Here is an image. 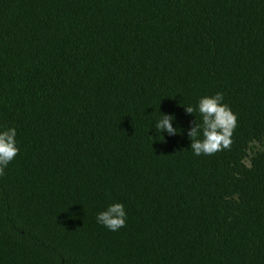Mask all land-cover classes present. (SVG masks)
I'll use <instances>...</instances> for the list:
<instances>
[{"label":"trees","instance_id":"1","mask_svg":"<svg viewBox=\"0 0 264 264\" xmlns=\"http://www.w3.org/2000/svg\"><path fill=\"white\" fill-rule=\"evenodd\" d=\"M218 92L232 144L196 156L185 106ZM12 127L0 264H264V0H0Z\"/></svg>","mask_w":264,"mask_h":264},{"label":"clouds","instance_id":"2","mask_svg":"<svg viewBox=\"0 0 264 264\" xmlns=\"http://www.w3.org/2000/svg\"><path fill=\"white\" fill-rule=\"evenodd\" d=\"M224 95L220 92L214 96L201 97L197 106H185L188 114L199 112L202 122L187 130L191 140L190 148L194 155H212L217 151L229 148L232 144V135L237 127V114L225 103ZM176 115L163 113L155 121L154 128L156 136L167 133L168 136L178 135L180 127L175 126ZM184 131V130H183ZM17 130L15 127L0 131V176L5 174V169L18 155L20 149L16 141ZM203 139H200V137ZM165 138V137H164ZM127 211L123 203H112L106 210L97 214V223L110 231H118L126 226Z\"/></svg>","mask_w":264,"mask_h":264}]
</instances>
